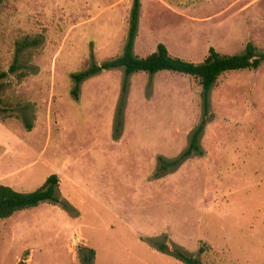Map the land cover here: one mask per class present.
Here are the masks:
<instances>
[{
    "label": "rangeland",
    "instance_id": "374dc122",
    "mask_svg": "<svg viewBox=\"0 0 264 264\" xmlns=\"http://www.w3.org/2000/svg\"><path fill=\"white\" fill-rule=\"evenodd\" d=\"M134 54L159 44L201 63L210 48L264 53V0H139ZM134 0H8L0 7V185L56 175L58 204L0 222V264H264V62L198 81L167 72L74 75L120 56ZM7 104V105H6ZM203 124L201 154L180 159ZM179 162L172 165L175 161ZM164 245L168 254L160 253ZM200 247L204 253L200 254Z\"/></svg>",
    "mask_w": 264,
    "mask_h": 264
},
{
    "label": "trees",
    "instance_id": "16d2710c",
    "mask_svg": "<svg viewBox=\"0 0 264 264\" xmlns=\"http://www.w3.org/2000/svg\"><path fill=\"white\" fill-rule=\"evenodd\" d=\"M8 0H0V7ZM139 0H134V6L130 18V29L128 38L120 56L107 61L100 66L93 65L90 69L74 75L72 79L75 81V87L72 91L74 97H77L79 85L84 80L97 76L102 71L123 70L126 86L127 79L134 74L145 73L154 76L158 73H171L198 81L201 88V98L204 109H208V96L221 75L236 71H256L264 62V53H260L259 49L252 43L248 42L242 53L233 55H221L210 48L206 58L201 63H191L183 59L172 57L166 47L162 44L157 46L154 53L145 58H140L134 54L135 39L138 30L139 18ZM15 67H10V72H14ZM8 72L0 71V113L5 111L1 108L4 103V94L9 88V84L4 82L8 76ZM7 105V104H6ZM204 125L201 124L192 135L190 147L182 154L180 159L190 156L193 152L201 154L199 139L203 132ZM175 161L172 165H176ZM59 180L56 175L48 177L45 182L35 191L30 193H21L13 190L11 187L0 185V222L11 218L15 213L27 211L38 207L41 204L51 203L58 204L56 196ZM160 253L168 254L166 247L160 245L158 247ZM204 248L200 247L199 253H204ZM177 258L182 264H201L196 258L188 257L181 252L171 254ZM28 254L17 264H26ZM77 258L80 264H93L95 259V251L87 247H81L77 251Z\"/></svg>",
    "mask_w": 264,
    "mask_h": 264
}]
</instances>
